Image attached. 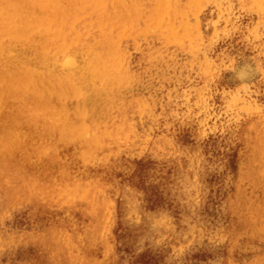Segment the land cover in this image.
Returning <instances> with one entry per match:
<instances>
[{"label": "bare ground", "instance_id": "6f19581e", "mask_svg": "<svg viewBox=\"0 0 264 264\" xmlns=\"http://www.w3.org/2000/svg\"><path fill=\"white\" fill-rule=\"evenodd\" d=\"M202 1L0 0V264H119L121 221L123 237L145 247L127 205L171 181L145 156L167 145L151 144L153 131L197 64ZM236 2L264 17V0ZM199 69L215 81L206 58ZM255 118L239 138L226 264H264V116Z\"/></svg>", "mask_w": 264, "mask_h": 264}, {"label": "rangeland", "instance_id": "374dc122", "mask_svg": "<svg viewBox=\"0 0 264 264\" xmlns=\"http://www.w3.org/2000/svg\"><path fill=\"white\" fill-rule=\"evenodd\" d=\"M236 1L203 0L197 7L198 29H191L198 38L197 64L178 78L171 105L153 131L151 144L167 145L145 156L153 167L166 169L171 181L164 191L148 185L143 198L127 205L144 222L135 234L145 230L147 241L134 248L121 234V221L119 264H226L227 199L239 138L256 116H264V17L250 3ZM203 58L215 81L200 74ZM181 130L188 133L183 138ZM189 162L193 168L187 172ZM217 175L221 180L214 181Z\"/></svg>", "mask_w": 264, "mask_h": 264}]
</instances>
